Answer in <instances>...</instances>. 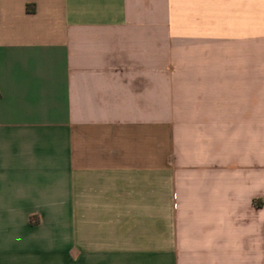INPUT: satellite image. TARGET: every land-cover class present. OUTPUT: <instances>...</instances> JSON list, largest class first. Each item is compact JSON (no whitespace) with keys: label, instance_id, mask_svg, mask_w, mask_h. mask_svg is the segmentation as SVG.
Instances as JSON below:
<instances>
[{"label":"crops","instance_id":"0c3cea01","mask_svg":"<svg viewBox=\"0 0 264 264\" xmlns=\"http://www.w3.org/2000/svg\"><path fill=\"white\" fill-rule=\"evenodd\" d=\"M0 264H264V0H0Z\"/></svg>","mask_w":264,"mask_h":264}]
</instances>
